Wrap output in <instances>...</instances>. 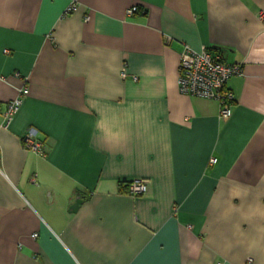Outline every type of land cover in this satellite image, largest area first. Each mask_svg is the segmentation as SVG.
I'll use <instances>...</instances> for the list:
<instances>
[{
	"label": "crops",
	"instance_id": "0c3cea01",
	"mask_svg": "<svg viewBox=\"0 0 264 264\" xmlns=\"http://www.w3.org/2000/svg\"><path fill=\"white\" fill-rule=\"evenodd\" d=\"M184 44L242 66L228 119ZM217 263L264 264V0H0V264Z\"/></svg>",
	"mask_w": 264,
	"mask_h": 264
},
{
	"label": "built area",
	"instance_id": "2783aa9c",
	"mask_svg": "<svg viewBox=\"0 0 264 264\" xmlns=\"http://www.w3.org/2000/svg\"><path fill=\"white\" fill-rule=\"evenodd\" d=\"M77 10V4L72 1L65 9L64 14ZM136 11V7H130L126 14ZM260 18L263 15L260 14ZM87 16L84 21H87ZM243 68L239 64H228L223 61L218 50H207L201 47L194 50L188 45H183L178 54L177 90L181 95L201 99L214 100L219 105L218 116L220 119H228L231 115V106L234 102L232 93L227 89V82L231 77L242 76ZM123 76V75H122ZM27 93L26 88L18 91V97L6 104L2 113V127L6 128L13 116L17 113L21 104V97ZM22 144L26 150L39 156L44 155L42 142L39 141L32 128H28L23 137ZM216 163L214 158L209 159L208 164ZM126 191L132 197L141 196L147 191V181L143 179L132 180L126 183ZM220 264V263H217Z\"/></svg>",
	"mask_w": 264,
	"mask_h": 264
},
{
	"label": "water",
	"instance_id": "95a60500",
	"mask_svg": "<svg viewBox=\"0 0 264 264\" xmlns=\"http://www.w3.org/2000/svg\"><path fill=\"white\" fill-rule=\"evenodd\" d=\"M80 199L76 198L74 203L70 206V211L74 212L80 204Z\"/></svg>",
	"mask_w": 264,
	"mask_h": 264
},
{
	"label": "trees",
	"instance_id": "16d2710c",
	"mask_svg": "<svg viewBox=\"0 0 264 264\" xmlns=\"http://www.w3.org/2000/svg\"><path fill=\"white\" fill-rule=\"evenodd\" d=\"M124 186L123 187H125L126 188V184H123Z\"/></svg>",
	"mask_w": 264,
	"mask_h": 264
}]
</instances>
